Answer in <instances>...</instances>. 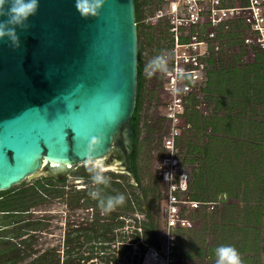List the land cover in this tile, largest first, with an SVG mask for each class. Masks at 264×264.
Instances as JSON below:
<instances>
[{
    "label": "rangeland",
    "instance_id": "1",
    "mask_svg": "<svg viewBox=\"0 0 264 264\" xmlns=\"http://www.w3.org/2000/svg\"><path fill=\"white\" fill-rule=\"evenodd\" d=\"M140 3L139 181L90 162L65 183L40 175L0 193L21 203L0 205V264L54 253L65 264L68 252L70 264H264V3L200 50L204 68L186 67L196 78L178 69L166 26L146 22L161 0ZM166 158L177 160L178 190L161 173ZM172 195L189 224L169 233Z\"/></svg>",
    "mask_w": 264,
    "mask_h": 264
},
{
    "label": "water",
    "instance_id": "2",
    "mask_svg": "<svg viewBox=\"0 0 264 264\" xmlns=\"http://www.w3.org/2000/svg\"><path fill=\"white\" fill-rule=\"evenodd\" d=\"M135 0H0V192L90 163L136 183Z\"/></svg>",
    "mask_w": 264,
    "mask_h": 264
},
{
    "label": "built area",
    "instance_id": "3",
    "mask_svg": "<svg viewBox=\"0 0 264 264\" xmlns=\"http://www.w3.org/2000/svg\"><path fill=\"white\" fill-rule=\"evenodd\" d=\"M263 3L264 0H246L245 5L239 7L233 3H227L226 0H161L160 9L155 17L146 22L149 23L152 20L154 24L166 26L171 35L170 44L174 49L176 63L178 64L181 60V64L184 65V68L178 67V69L182 74H193L196 78L197 70H187L186 67L193 65L204 68L200 62L204 53H200V50L203 47L208 48L210 43L216 47L218 34L223 30L229 31L232 20L239 17L241 12L254 11L255 5L260 8ZM245 20L251 22L250 17H245ZM167 144L169 148H172V144L175 146L174 139L173 141L170 139ZM177 165L176 159L166 158L161 171L166 180L171 182L174 190H178L175 189V183H173L177 178ZM186 181L187 178L183 177L182 182L186 183ZM170 201L168 232L178 225L182 224L184 227L189 224L188 220L182 219L179 215L180 204L176 196L172 195Z\"/></svg>",
    "mask_w": 264,
    "mask_h": 264
},
{
    "label": "trees",
    "instance_id": "4",
    "mask_svg": "<svg viewBox=\"0 0 264 264\" xmlns=\"http://www.w3.org/2000/svg\"><path fill=\"white\" fill-rule=\"evenodd\" d=\"M135 5H136V19H137V23H139L140 22V20H141V3H140V0H135ZM139 34H140V32H139ZM139 57L141 58L142 57V50H140V52H139ZM138 69H139V74H140V77H139V84L141 85V87H140V94H141V90H142V84H143V75H142V72H143V62H142V60L139 62V64H138ZM140 109H141V100H140V98H139V101H138V103H137V106H136V109H135V113H134V116H135V120H133L132 121V127L135 129V131H136V134H137V137H136V140H135V143H136V152H135V154L131 157L132 158V167H133V170H134V172H135V175H136V180L137 181H139V178H138V171H137V165H136V159H137V147H138V134H139V122H140ZM47 186H49L48 184H46L45 185V187H47ZM48 189H50V188H48ZM9 191H5V192H0V193H8ZM19 199L16 197V199L13 201V203H8V201L6 200V201H4V202H2L1 200V206H4V207H10L11 206V208L12 207H14V203L15 202H17L16 204L18 205V204H21L19 201H18ZM19 202V203H18ZM3 212H4V210H3ZM19 224V223H18ZM95 232V231H94ZM10 242V241H9ZM70 244L71 243V241H70V239H67V244ZM2 244H4V245H8L9 243H6V242H4V243H2ZM12 244V243H11ZM17 247H15L14 246V248H13V246L11 247L10 246V249L12 250V249H16V250H18L17 248H18V246H19V244L18 245H16ZM22 246V245H21ZM20 246V247H21ZM53 252H54V250H53ZM20 253V252H19ZM55 254V253H54ZM54 254H52V255H50V254H47V255H49L50 257H51V259H48L47 258V256L46 255H43V256H41L40 258H37V259H34V261H32V263L31 264H54L53 263V261H54ZM57 254V253H56ZM71 253L70 252H68L67 253V258H66V262H65V264H70L71 262H72V260L70 259L71 257H69V255H70ZM0 255H3V256H6L7 255V251H0ZM23 256H24V254H22ZM58 257H60V256H58ZM81 261H83L82 259H80V262ZM60 263V260L58 261V264Z\"/></svg>",
    "mask_w": 264,
    "mask_h": 264
},
{
    "label": "flooded vegetation",
    "instance_id": "5",
    "mask_svg": "<svg viewBox=\"0 0 264 264\" xmlns=\"http://www.w3.org/2000/svg\"><path fill=\"white\" fill-rule=\"evenodd\" d=\"M142 50V49H141ZM41 176H43L44 177V180H53V181H55L56 183H65V181L67 180V179H65V180H63V181H59V180H57V179H54V178H50V177H48L46 174H42ZM36 178V177H35ZM32 179H34V178H32ZM28 180H31V179H28ZM27 180V181H28ZM26 182V181H25ZM24 182V183H25ZM24 183H22V184H24ZM0 205H2L1 204V201H0ZM9 208H11V206L9 207ZM4 215L6 216V218L7 219H9V218H12V217H18L19 215H22V214H24L23 212H19L18 210H8V211H5L4 210ZM26 213V212H25ZM19 221H25V220H19ZM18 223H15V225H17ZM3 230V228H0V231H2ZM19 246H21V244H19Z\"/></svg>",
    "mask_w": 264,
    "mask_h": 264
},
{
    "label": "bare ground",
    "instance_id": "6",
    "mask_svg": "<svg viewBox=\"0 0 264 264\" xmlns=\"http://www.w3.org/2000/svg\"><path fill=\"white\" fill-rule=\"evenodd\" d=\"M101 164H103V163H101ZM103 167H108V166H104V164H103ZM109 167H113V165H111V166H109ZM114 168V167H113Z\"/></svg>",
    "mask_w": 264,
    "mask_h": 264
},
{
    "label": "clouds",
    "instance_id": "7",
    "mask_svg": "<svg viewBox=\"0 0 264 264\" xmlns=\"http://www.w3.org/2000/svg\"><path fill=\"white\" fill-rule=\"evenodd\" d=\"M138 24V23H137Z\"/></svg>",
    "mask_w": 264,
    "mask_h": 264
}]
</instances>
